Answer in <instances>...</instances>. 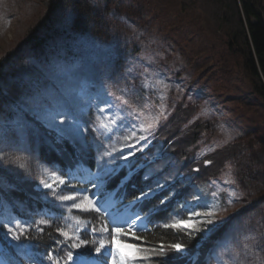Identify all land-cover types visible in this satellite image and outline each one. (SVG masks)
<instances>
[{"label": "rangeland", "instance_id": "obj_1", "mask_svg": "<svg viewBox=\"0 0 264 264\" xmlns=\"http://www.w3.org/2000/svg\"><path fill=\"white\" fill-rule=\"evenodd\" d=\"M101 1L97 3L107 5ZM119 1L120 9L112 19H105L97 26L91 24L90 32L82 33L75 31L72 22L74 1L64 0L55 19L64 33L50 40L52 53L47 59L36 55L27 40L37 34L40 23L50 15L47 13L52 0H0V63L11 57L16 61L14 71L10 64L6 65L10 74L3 78L7 93L12 92L15 101L1 103L0 156L3 159L0 164L20 179H36L40 189L43 188L41 180H48L53 172L60 175L39 158L38 149L27 152L22 146V142L31 144L35 136L42 134L39 125L27 115L30 112L80 149H89L95 154L97 166L81 169L92 172L82 174L85 178L98 174V165L114 169L112 173L125 169V178L149 165L146 178L151 175L154 178V195L156 190L170 187L181 162L165 157L150 164L161 155L163 143H158L149 163L143 152L152 145L158 128L181 102L184 107L194 105L190 122L201 119L209 124L198 141V157L239 139L248 147L226 163L218 178L195 186V199L184 205L189 215L176 212L173 218L186 219L192 211L204 213L213 205L217 209L227 207L226 212H219L211 232H193L195 237L201 235L206 240L221 224L226 228L210 240L212 247L203 264H264V201L250 206L253 199L264 194V98L255 92L246 68L248 29L241 0ZM89 4L94 3L89 1ZM260 5L264 16V0ZM21 54L27 57L20 58ZM118 97L128 100L129 104H122ZM160 113L163 115L151 129L141 130V124L150 123ZM116 117L117 126L110 125L112 132L100 129L101 123H109ZM61 119L64 123H60ZM133 131L135 136H130ZM112 147L117 151L100 159ZM122 155L129 158H119ZM2 179L11 190L14 183L7 177ZM64 179L66 185L76 184V179L70 182ZM158 184L162 187L158 188ZM61 186L57 192L65 195H89L92 188L82 185L81 192H74ZM45 190L48 193L45 197L55 200ZM231 192L236 196H231ZM175 194L173 189L163 199L167 201ZM89 196L102 209L111 202L117 212L133 204L125 203L105 189L99 195L95 191ZM57 202L68 214L65 229L80 236L88 221L80 219L79 213L88 212L72 208L73 201ZM14 210L12 200L0 203V220L3 223L21 221ZM173 218L164 224H170ZM202 219L203 216L192 217L190 222L195 225ZM77 220L81 223L77 224ZM5 237L19 262L33 264L34 260L29 257L38 250L33 239L22 237L21 241H14L10 235ZM248 245L257 247L246 248Z\"/></svg>", "mask_w": 264, "mask_h": 264}, {"label": "trees", "instance_id": "obj_2", "mask_svg": "<svg viewBox=\"0 0 264 264\" xmlns=\"http://www.w3.org/2000/svg\"><path fill=\"white\" fill-rule=\"evenodd\" d=\"M63 1L64 0H52L50 15L44 22L40 23L37 34L32 35L27 40L28 45L33 48V51L38 53L36 54L38 56L44 55L45 58L50 59L52 53L49 46L50 40L56 35H62L64 33L63 31H60V28L55 24L57 11L63 7ZM72 1H74L75 10V16L73 17L72 22H74L75 31H80L82 33L90 32L91 24L92 26H97L98 24H103L105 19H112L115 12H117V9H120L121 3L119 0L101 1H106L107 5H104L105 3H97V0ZM89 1H93L94 4L90 5ZM260 2L261 0H241L242 11L245 15L248 29L245 36L246 44L248 46L246 52V68L251 77L255 92H257L260 97L264 98V16L259 8ZM113 6L115 8H113ZM70 37H75V35ZM233 43L234 41H232L230 45ZM19 57L26 58L27 56H22L21 54ZM7 64H10V69H13L14 71L16 61L11 57L4 63H0V108L2 107L1 103L3 100L8 103L15 101L12 92V95L7 93L8 91L3 85V78H7L10 74L5 69ZM33 66L38 70L40 69L36 64H33ZM40 72L42 71L40 70ZM88 72L92 73L90 70ZM183 104L184 103L181 102L170 114L169 118L158 128L154 142L143 152L146 157L145 161L149 163L154 158V152L158 143H163V146L161 147V155L150 164L160 162L165 157H171L172 159L181 162L179 170L173 182L170 183L169 188H164L161 193H157L155 197L147 199L137 205L138 208L146 212L150 221L153 223L168 222L173 218L176 212H181L184 216H187V214L189 215V210L188 208H185L184 205L188 201L195 199V186L198 184L204 185L208 181L218 178L222 174L226 163L229 162L232 157L241 154L248 147L245 141L239 139L234 142H229L205 156L198 157V141L208 128L209 124H206V122L203 123L201 119L190 122L195 113L194 105L184 107ZM27 115L33 119L34 123L38 124L42 130V134L35 136L31 144L22 142V146L27 148V152H36L38 149L39 158L42 157L47 165L57 166L63 170L74 168L86 157L90 160V163L93 166H97L95 159L93 158L95 154L91 150L80 149L70 139L63 138L58 131L45 126L30 112H27ZM45 139L47 142L42 144L41 141H44ZM251 142L253 145L254 140ZM43 145L48 146L49 149H46ZM209 161L210 163H208ZM167 169H170V166L167 165ZM148 170L149 165L140 170L129 181H126V183L120 188V181L122 177L125 176L126 171L123 170L115 176L111 174V179L108 180V189L114 191L119 188L118 194L124 196L125 200L130 202L140 194L141 190L146 191L149 188L153 189L155 187L153 177L149 176L148 178H145ZM2 177H7L10 182L12 181L14 183V189L12 191V193L15 194L14 196L5 187L6 184L2 182ZM38 187L39 182L36 179H20L11 169L0 164V202H5L6 198L11 197V194L13 197L10 198V201L12 200L14 202L17 212L21 216L25 214L26 217H23L27 218L26 212L28 213V211L26 210V207L30 208L35 203L37 206L42 205L40 195L44 189ZM173 189L176 191V194L173 197L168 198L164 204H161L160 200L163 199V197H169ZM263 201L264 194L253 199L250 206H255ZM182 205L183 207H181ZM28 215H30V217L26 220L30 225L33 221L38 222V217L35 214L28 213ZM79 216L81 217L80 219L88 221V227L82 229L80 233L81 239L91 240L93 237L91 228L93 226H100V216L94 212L79 213ZM65 223L66 218L64 217V220L56 221L52 227H43V232H40L36 227H33L34 230L31 231V236L34 237V244L40 247V249L38 248L39 252H44V254H46V252L55 250L54 252L58 255H64L68 249L63 243L60 246H57L55 243L57 240L64 241V238L55 231V228H65ZM2 225L3 224H0V244L4 245L9 254L13 255L15 252L13 251L11 244H8L9 240L5 237L6 230ZM109 229L111 230L110 226ZM225 230L226 228L224 224H221L214 230V235L212 237H216ZM95 236L100 238L101 234L97 232ZM103 238L105 240L109 239L107 235H104ZM173 242L185 244L186 251L183 254L182 259H169L168 264H203L207 252L211 247L209 240H204V237L201 235L199 237L193 235L189 238L183 230L165 228L163 225L152 226V229L145 233L144 241H136L137 245L145 248L158 247L161 243L167 246ZM95 246L96 245L89 244L81 249H74L72 251L94 255L96 254L94 252ZM167 251L169 257L174 255L171 249H168ZM195 254L199 256L197 259H195ZM143 255L148 256L150 253L145 252ZM161 259L163 258L153 256L151 259H145L138 262V264H159ZM38 260L40 261V264H51V262L46 259L38 258Z\"/></svg>", "mask_w": 264, "mask_h": 264}, {"label": "snow or ice", "instance_id": "obj_3", "mask_svg": "<svg viewBox=\"0 0 264 264\" xmlns=\"http://www.w3.org/2000/svg\"><path fill=\"white\" fill-rule=\"evenodd\" d=\"M117 99H119L124 105L129 104V101L123 97H118ZM101 111L103 112L104 110L101 109ZM161 115H163V113L153 117L152 121L146 125L141 124V130L148 131L151 129L154 124L159 121ZM117 119L118 117L111 118L109 123H101L100 129H103L105 133L112 132L113 127L111 126H117ZM60 123H64L63 119L60 120ZM130 136H135V131L131 132ZM140 138L146 139V137ZM127 139H129V137H125V140ZM116 151L117 149L112 147L111 151H105L100 159H103L104 156H111L112 153ZM119 158L127 160L129 156L122 155ZM0 159H3V156H0ZM208 163H210V161ZM19 166L21 168L24 167L23 164H20ZM98 167L100 168V172L91 177L93 180L92 187L97 189V195L102 192L105 184L111 179V173L114 172V169H108L100 165H98ZM40 184L43 186V188L48 189L55 200L60 201L61 204L65 201H73L74 203L71 205L72 208L78 209L82 212L97 213L101 219V224L99 227L93 226L91 228V232L93 233L91 240L81 239L80 236L76 234V232L70 233V231L66 230L64 227H56L55 231L64 238V241L57 240L55 243L57 246H60L63 243L68 250L63 256L55 255V250L46 253L44 258L47 261H50L51 264H61V261H63L64 264H83V262H81L79 259L80 253H77L76 257L74 258V253L72 250L81 249L82 247L89 244L96 245L94 247V252L97 254V257L93 264H105V261H108L109 264H138V262H141L145 259H151L153 256L163 258L159 261V264H168L169 259L176 260L183 258V254L186 251V245L180 242H173L167 246L161 243L158 247L147 248L137 245L136 241H144L145 233L149 231L147 225L143 223V218L139 214L134 215L131 219L121 221L107 209L102 211V207L97 205V200L90 197L86 193L77 195H65L58 193L57 188L61 185H65L66 180L55 172L51 174L48 180H41ZM157 187L160 188L162 185L158 184ZM153 193L154 189L152 188H149L147 191L141 190L140 194L135 197V200H146ZM45 195H48V193H45ZM230 195L234 197L236 196V193L231 192ZM196 199H198V197ZM160 203L164 204L165 200L161 199ZM228 203L231 204L232 200L230 199ZM181 207H183V205ZM221 211L226 212L227 207L217 209L216 206L213 205L210 210L204 213L192 211L191 215L186 219L173 218L170 224L166 223L163 225V227L183 230L185 234L191 238L193 236V232H211L212 229L216 227V217ZM201 216H203L204 219L197 220L195 225L190 222L192 217ZM104 217H109V220H104ZM76 223L80 224L81 221L77 220ZM109 223L112 224L111 230L109 229ZM45 225L52 227L49 220L47 219H40L38 222L33 221L31 225L27 222H22L19 220H10L8 223H3L2 226L7 230L5 234L6 236L10 235L12 240L21 241L22 237L24 239H34V237H31V229L36 227L38 231L43 232L44 228L41 226ZM209 225L212 227H208ZM97 232L101 234L100 238L95 236ZM104 235H107L109 239L105 240L103 238ZM17 247L20 246L17 245ZM255 247H257V245L246 246V248ZM168 249L172 250L174 253L173 256H168ZM145 252L150 253V255H143ZM29 259L34 258L29 257Z\"/></svg>", "mask_w": 264, "mask_h": 264}, {"label": "bare ground", "instance_id": "obj_4", "mask_svg": "<svg viewBox=\"0 0 264 264\" xmlns=\"http://www.w3.org/2000/svg\"><path fill=\"white\" fill-rule=\"evenodd\" d=\"M116 217H118L121 221H123V220H126V219H131L132 217H133V215L130 213V212H125V213H122V214H119V215H116ZM81 262H83V264L85 263H87V261L86 260H83V261H81Z\"/></svg>", "mask_w": 264, "mask_h": 264}, {"label": "water", "instance_id": "obj_5", "mask_svg": "<svg viewBox=\"0 0 264 264\" xmlns=\"http://www.w3.org/2000/svg\"><path fill=\"white\" fill-rule=\"evenodd\" d=\"M50 12L48 11V13L47 14H49Z\"/></svg>", "mask_w": 264, "mask_h": 264}]
</instances>
